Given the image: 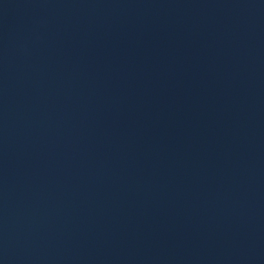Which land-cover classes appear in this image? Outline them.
<instances>
[{"label": "water", "instance_id": "95a60500", "mask_svg": "<svg viewBox=\"0 0 264 264\" xmlns=\"http://www.w3.org/2000/svg\"><path fill=\"white\" fill-rule=\"evenodd\" d=\"M0 264H264V0H0Z\"/></svg>", "mask_w": 264, "mask_h": 264}]
</instances>
